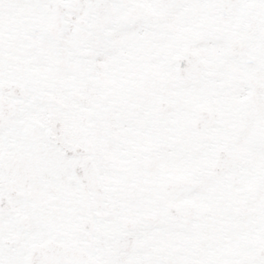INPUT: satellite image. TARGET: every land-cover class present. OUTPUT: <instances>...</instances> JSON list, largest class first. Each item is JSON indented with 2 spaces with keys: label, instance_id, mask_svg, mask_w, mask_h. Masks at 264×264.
I'll use <instances>...</instances> for the list:
<instances>
[{
  "label": "snow or ice",
  "instance_id": "snow-or-ice-1",
  "mask_svg": "<svg viewBox=\"0 0 264 264\" xmlns=\"http://www.w3.org/2000/svg\"><path fill=\"white\" fill-rule=\"evenodd\" d=\"M0 264H264V0H0Z\"/></svg>",
  "mask_w": 264,
  "mask_h": 264
}]
</instances>
